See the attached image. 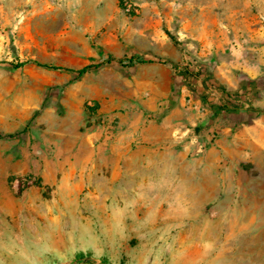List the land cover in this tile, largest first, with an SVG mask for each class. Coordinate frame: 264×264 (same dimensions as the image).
Listing matches in <instances>:
<instances>
[{
	"label": "crops",
	"instance_id": "0c3cea01",
	"mask_svg": "<svg viewBox=\"0 0 264 264\" xmlns=\"http://www.w3.org/2000/svg\"><path fill=\"white\" fill-rule=\"evenodd\" d=\"M90 1L105 12L92 17V37L73 45L71 68L126 60L76 81L82 92L74 125L87 116L86 132L75 130L74 141L17 159L0 175V220L28 208L56 228L88 227L93 204L100 224L115 229L140 221L182 229L194 262L232 255L238 263L264 264L263 15L229 8L219 14L216 0H190L176 27L155 1L132 0L139 12L131 16L110 12L112 1L121 11L120 0ZM189 60L202 68L190 70ZM233 95V109L258 116L245 123L235 110L221 112ZM198 141L208 148L194 156ZM27 173L37 182L17 195L10 179Z\"/></svg>",
	"mask_w": 264,
	"mask_h": 264
},
{
	"label": "rangeland",
	"instance_id": "374dc122",
	"mask_svg": "<svg viewBox=\"0 0 264 264\" xmlns=\"http://www.w3.org/2000/svg\"><path fill=\"white\" fill-rule=\"evenodd\" d=\"M146 1L170 11L179 27L182 9L190 0ZM192 1L200 6L210 2ZM227 2L216 0V12L241 9L243 14L264 17V0H230L225 6ZM116 7L112 1L110 12L131 16L121 0V11H115ZM104 12L90 0H0V133L29 127L21 137L0 138V175L17 159L24 161L42 149L74 141L77 131L86 132L92 124L86 116L82 125H74V117L80 114L77 94L82 92V83H70L72 73L42 67L36 61L72 67L73 45L92 37V17ZM44 114L47 119L39 123ZM89 210L94 222L88 227L60 222L56 228L28 208L20 216L0 220V264H205L190 259L194 246L182 245V229L141 221L128 223L131 228L115 229L112 222L100 224L99 207L92 204ZM232 259V255H220L216 264H243Z\"/></svg>",
	"mask_w": 264,
	"mask_h": 264
},
{
	"label": "trees",
	"instance_id": "16d2710c",
	"mask_svg": "<svg viewBox=\"0 0 264 264\" xmlns=\"http://www.w3.org/2000/svg\"><path fill=\"white\" fill-rule=\"evenodd\" d=\"M168 34L169 36L172 38L173 41H175V43H179L176 39V37L168 31ZM126 60V59H121V58H115V57H112V58H109V59H106L105 61H103L102 63H93V64H90V65H87L85 67H82V68H79V69H74V68H71V67H67V66H63V65H52V64H47V63H40V62H37L36 63L42 67H45V68H48V69H53V70H61V71H67V72H70L73 74V78L72 80L70 81V83H74L76 81H79L83 78V76L85 75L86 72L90 71V70H93V69H97L99 68L100 66L104 65L105 63H111V62H116L118 64L120 63H123V61ZM26 62H21V63H17L16 65H14L15 68H18L20 66H23L24 64H26ZM231 99H236L237 97L236 96H230ZM236 107V102L235 101H224V103L220 104L219 106V110L221 112H232L235 110V112H237V118L240 117V115H243V119L242 121L245 122V123H249L251 122L256 116H258L259 112H253L251 111L250 109H247V108H242L240 109L239 107L233 109V107ZM242 110H245L242 111ZM250 110V112L248 111ZM28 126H26V128L22 131H17V132H14V133H10V134H3V133H0V138H16V137H21L23 136L27 130H28Z\"/></svg>",
	"mask_w": 264,
	"mask_h": 264
},
{
	"label": "built area",
	"instance_id": "2783aa9c",
	"mask_svg": "<svg viewBox=\"0 0 264 264\" xmlns=\"http://www.w3.org/2000/svg\"><path fill=\"white\" fill-rule=\"evenodd\" d=\"M122 7L124 11L128 15H135L138 14L139 12V6L136 5L132 0H121ZM189 63L186 64L190 70L197 72L199 71L202 67L200 64L197 62H194L192 60L188 61ZM228 101H234L239 102V98L236 99H227ZM208 148V143L204 141H198L197 142V149H196V155H201L203 154ZM37 182V177L33 173H27L24 175H17L14 176L10 179V187L11 189L17 193L20 194L27 190L29 187L34 185Z\"/></svg>",
	"mask_w": 264,
	"mask_h": 264
}]
</instances>
